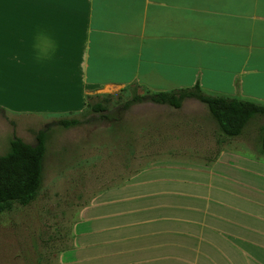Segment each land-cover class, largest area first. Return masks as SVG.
Returning a JSON list of instances; mask_svg holds the SVG:
<instances>
[{
  "label": "crops",
  "instance_id": "obj_1",
  "mask_svg": "<svg viewBox=\"0 0 264 264\" xmlns=\"http://www.w3.org/2000/svg\"><path fill=\"white\" fill-rule=\"evenodd\" d=\"M0 20L6 111L80 112L87 95L130 84L264 104V0H0ZM179 108L156 119L219 131L199 100ZM155 123L145 131H171ZM209 144L100 190L50 264H264V155Z\"/></svg>",
  "mask_w": 264,
  "mask_h": 264
},
{
  "label": "rangeland",
  "instance_id": "obj_2",
  "mask_svg": "<svg viewBox=\"0 0 264 264\" xmlns=\"http://www.w3.org/2000/svg\"><path fill=\"white\" fill-rule=\"evenodd\" d=\"M145 94V88L135 84L101 88L86 96L82 111L62 114L19 113L0 107V155L8 150L14 136L35 144L37 131L47 133L38 195L27 205L14 203L0 213V264H50L59 249L68 245L80 208L100 190L121 182L151 161L188 155L199 147L204 151L212 138L220 136L217 130L176 131L167 127L166 121L156 119V113L173 119L189 109L158 106L147 99L130 103L133 95ZM97 102L103 110H92L90 104ZM62 118H77L79 123L63 127L58 122ZM155 122L171 131H145L155 127ZM262 124L264 117L252 119L233 139L254 153H262Z\"/></svg>",
  "mask_w": 264,
  "mask_h": 264
},
{
  "label": "trees",
  "instance_id": "obj_3",
  "mask_svg": "<svg viewBox=\"0 0 264 264\" xmlns=\"http://www.w3.org/2000/svg\"><path fill=\"white\" fill-rule=\"evenodd\" d=\"M145 91V95H133L130 103L147 99L179 108L186 98L199 100L207 107L224 138L237 137L252 119L264 117V104L207 94L199 84L172 90ZM90 107L93 111L103 110L99 102L90 104ZM58 122L63 127H70L77 125L79 120L62 118ZM259 131L261 151L264 154V124L259 127ZM35 137V144H30L14 136L9 141L8 150L0 155V213L9 210L14 203L29 204L41 189L47 133L39 130Z\"/></svg>",
  "mask_w": 264,
  "mask_h": 264
},
{
  "label": "snow or ice",
  "instance_id": "obj_4",
  "mask_svg": "<svg viewBox=\"0 0 264 264\" xmlns=\"http://www.w3.org/2000/svg\"><path fill=\"white\" fill-rule=\"evenodd\" d=\"M0 29H2V20H0Z\"/></svg>",
  "mask_w": 264,
  "mask_h": 264
}]
</instances>
